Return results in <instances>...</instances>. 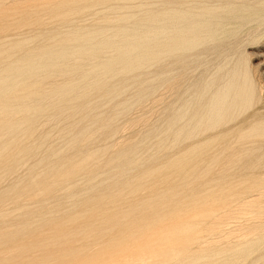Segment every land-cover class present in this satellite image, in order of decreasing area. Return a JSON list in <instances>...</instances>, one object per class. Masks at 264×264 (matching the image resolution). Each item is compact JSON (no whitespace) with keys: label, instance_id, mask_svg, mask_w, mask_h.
I'll return each mask as SVG.
<instances>
[{"label":"rangeland","instance_id":"obj_1","mask_svg":"<svg viewBox=\"0 0 264 264\" xmlns=\"http://www.w3.org/2000/svg\"><path fill=\"white\" fill-rule=\"evenodd\" d=\"M14 45L0 264H264V0H0Z\"/></svg>","mask_w":264,"mask_h":264},{"label":"bare ground","instance_id":"obj_2","mask_svg":"<svg viewBox=\"0 0 264 264\" xmlns=\"http://www.w3.org/2000/svg\"><path fill=\"white\" fill-rule=\"evenodd\" d=\"M19 44L22 47L25 46L26 40H24V42L23 41L20 42ZM19 47L20 46L14 45V46L9 47L6 50V54L11 56V59H9L6 62L7 69L0 73V139H3L0 147L2 151L5 152V155L14 162H16L23 155L34 154L36 150V147L34 146V144H31L30 146H27V147L12 144L13 140L17 136H20L19 132H20L21 126L23 125L20 124L19 122L9 121L11 117L8 118V116H11L10 114L11 112L13 113V112H17L20 110H23L24 112H29V110L33 107L31 103H28L24 98L20 99L21 98L20 96H17V95L11 96L9 93L10 84L7 83V80L14 79L18 75V73H28V75L30 74V78H32L31 74H33V71L35 68V67L33 68L29 67L25 69L21 66L20 62H17L18 59H15V56H16L15 53L20 49ZM41 55L46 56L45 53H42ZM31 89H33V86L30 85V86H26V88L23 90H25L27 94H30L32 92ZM115 91L116 89H113L111 93L109 94H113ZM130 103L131 101L127 100L125 102V106L128 107ZM89 104H90L89 102L86 103V102H83L82 100H75V101L72 100L68 102L67 107L69 106L71 109H74L76 112L75 115L82 117L83 111L88 112L91 109V107H89ZM43 113L44 112L42 111V114ZM206 150H209V146H206ZM61 151L62 149L58 148L55 150L54 154L56 155L57 153H60ZM195 152L196 151H193V153ZM187 171L191 172L192 170L188 169ZM158 204H159L158 202H153V203H150L148 207L156 208ZM120 218L124 220L125 219L128 220L130 218V214L124 213L120 216ZM87 235L89 236L85 237L84 239L85 243L86 242L91 243L97 240L98 238L99 239L105 238L108 235V233L101 232V231H94V232L87 233Z\"/></svg>","mask_w":264,"mask_h":264}]
</instances>
